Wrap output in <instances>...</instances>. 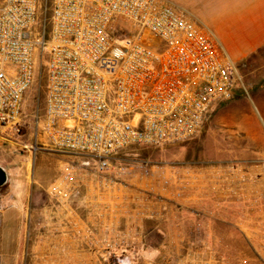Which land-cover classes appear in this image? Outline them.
<instances>
[{
  "label": "built area",
  "instance_id": "built-area-1",
  "mask_svg": "<svg viewBox=\"0 0 264 264\" xmlns=\"http://www.w3.org/2000/svg\"><path fill=\"white\" fill-rule=\"evenodd\" d=\"M41 67V136L51 150L76 159L48 189L66 213L64 230L79 231L85 253L98 254L90 264H105L107 253L112 264H151L141 252L147 221L168 231L187 204L234 195L233 165L171 170L167 163L119 158L129 146L161 149L189 140L212 104L231 97L239 78L217 38L182 6L171 0H0L3 131L23 129L25 97ZM245 170L248 188L263 178ZM218 173L222 183L212 181ZM141 176L155 182L144 195L134 183ZM82 189L92 192L87 216L73 198ZM176 246L178 257L166 256L163 264L226 259L209 243L191 250L179 239Z\"/></svg>",
  "mask_w": 264,
  "mask_h": 264
},
{
  "label": "rangeland",
  "instance_id": "rangeland-1",
  "mask_svg": "<svg viewBox=\"0 0 264 264\" xmlns=\"http://www.w3.org/2000/svg\"><path fill=\"white\" fill-rule=\"evenodd\" d=\"M254 79L252 82L240 73L231 97L212 104L201 129L189 140L161 149L133 145L120 153L119 158L125 164L142 159L170 164L171 170H177L175 166L188 169L200 165H233L235 168L232 197L187 204L178 217L174 214L176 223L168 231H142L144 247L151 246L145 254L147 259L157 258L154 248L162 250L159 259L166 256L176 259V245L180 239L184 245L192 247L191 250L209 243L218 256L226 257L234 264H252L255 260L264 263V172L256 170L257 165L264 166V98L258 96L260 73H255ZM45 84V70L41 67L25 97L21 115L25 122L23 129L20 133L0 129V166L8 174L6 184L0 187V231H24L25 227L31 231H60L57 229L61 220L67 219L65 211L56 206L48 187L62 172L63 166L76 159L68 153L51 150L41 136ZM245 169L263 178L248 188L246 183L243 184L244 175L248 173ZM201 171L208 170L203 168ZM203 174L207 176V173ZM222 178L218 173L212 181L222 183ZM134 183L138 184L139 191H143L142 195L155 186V182L145 176L137 177ZM154 189L158 191L157 187ZM87 191L92 193L90 189ZM203 191L204 195L210 194ZM81 192L85 197L89 194L84 189ZM218 195L223 196V193ZM78 211L86 213L83 208ZM3 212L9 218L6 224ZM65 223L63 221L61 226L68 227ZM2 254L0 249V264H25V252H10V256L4 253V258ZM36 254L48 257L44 251ZM188 254V259L196 255L194 251ZM92 255L89 258L96 260L98 254ZM105 260V264L113 263L109 253Z\"/></svg>",
  "mask_w": 264,
  "mask_h": 264
},
{
  "label": "crops",
  "instance_id": "crops-1",
  "mask_svg": "<svg viewBox=\"0 0 264 264\" xmlns=\"http://www.w3.org/2000/svg\"><path fill=\"white\" fill-rule=\"evenodd\" d=\"M171 1L189 11L200 26L217 38L222 55L233 63L238 75L241 73L254 82V74L260 73L258 96L260 99L264 98V0ZM262 166L258 165L257 168L263 169ZM79 192L73 196L74 203L84 209L86 197L84 192ZM84 213L81 212L83 216H87ZM2 217L4 224L9 222L5 212ZM157 225L156 220L147 221L145 229L151 233L160 231L159 229L166 231L164 224ZM58 228L60 231H31L26 227L24 231H0V249L5 256H10V252H25V264H90L89 254L84 253L88 251L84 248L79 231H66L61 223ZM148 247L151 246H146L141 251L143 258L151 264H163L164 259H159L162 252L160 249L154 248L157 255L155 260L146 258ZM39 251H44L48 257L37 255ZM203 254L201 249V256ZM199 260L196 264H234L230 259L224 258L205 262L204 259ZM260 263L263 262H252Z\"/></svg>",
  "mask_w": 264,
  "mask_h": 264
},
{
  "label": "water",
  "instance_id": "water-1",
  "mask_svg": "<svg viewBox=\"0 0 264 264\" xmlns=\"http://www.w3.org/2000/svg\"><path fill=\"white\" fill-rule=\"evenodd\" d=\"M8 180V174L6 170L0 166V187L6 184Z\"/></svg>",
  "mask_w": 264,
  "mask_h": 264
}]
</instances>
